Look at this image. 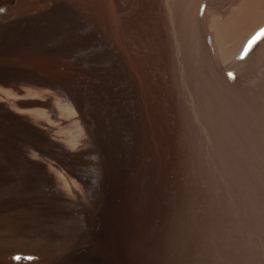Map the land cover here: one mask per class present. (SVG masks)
Masks as SVG:
<instances>
[{"label":"bare ground","instance_id":"1","mask_svg":"<svg viewBox=\"0 0 264 264\" xmlns=\"http://www.w3.org/2000/svg\"><path fill=\"white\" fill-rule=\"evenodd\" d=\"M49 1L52 11L67 12L83 27H95L101 37L99 46L105 53L90 67L80 66L69 54L63 62L43 50L30 54L28 49L35 44H30L35 33L32 18L25 17L11 23L1 19L0 75L4 77L0 78V84H8L12 67L20 59H35L51 71L60 65L66 66L76 78L72 79V92L68 93L77 109L75 116L101 150L107 143V122L113 123V119L119 129L125 128L115 115H111L112 111L125 108L135 119L138 135L134 180L130 186L117 189L106 161L104 171L96 180H84L75 161L84 151L78 155L68 152L58 144L49 124L16 115L17 111L12 109L16 110L18 105L24 106L26 102L20 96L10 97L8 89L0 86V129L3 133H0V157L8 162L18 160L29 173L31 169L40 170L41 177L48 184L52 182L59 193L54 196V193L39 188L25 172L26 184L17 199H12L4 207L0 204V214L10 212L7 222L0 224V264H50L48 260L54 255L50 252L53 245L58 239L59 242L63 240L52 228L67 225L73 217L82 223V228L71 226L76 231L71 236L74 239L72 246L67 252L56 254L60 262L55 264H150L155 255L159 211L164 207L165 198L180 195L177 172L178 160L182 156L175 126L179 100L171 84V73L181 85L185 81L192 90L195 87L204 90L211 85L210 81L231 83L228 72L236 70L238 72L234 74L241 73L233 76L236 78L232 84L236 88L264 94V0H124L123 4L120 0ZM30 2L0 0V5L11 9L22 7L27 11ZM130 29H136L141 37L134 40L128 33H117ZM103 32H106L104 36ZM81 36L82 33H78L77 37ZM71 45L74 47L75 43ZM16 54L19 57L13 59ZM46 94L52 97L51 93ZM49 99L41 101L40 105L47 106L52 116L61 121L58 109ZM203 102L209 103L207 100ZM33 146L60 148L58 161L68 177H75L74 181L86 186L90 196L88 204L80 200L79 189L69 191L67 186L64 190L60 179H51L42 162L32 160L30 147ZM69 195L74 199L69 200Z\"/></svg>","mask_w":264,"mask_h":264},{"label":"rangeland","instance_id":"2","mask_svg":"<svg viewBox=\"0 0 264 264\" xmlns=\"http://www.w3.org/2000/svg\"><path fill=\"white\" fill-rule=\"evenodd\" d=\"M30 1V9L28 8L27 11L22 7L11 9L0 5V9L6 10V12H0V20L2 19L5 23L22 20L25 17L32 18V22L35 24L33 27L35 33L34 40L30 44H35L29 47L30 54H36L43 50L47 55L62 62L67 59L69 54L80 63V66L83 64L82 66L86 67L94 65L96 59H101L102 53L105 51L99 46L98 41L101 37L95 27H83L67 12L52 11L49 0ZM120 2L123 4L124 0H120ZM37 24L39 27H36ZM41 25L43 26L41 27ZM121 32L128 33V36L134 40L141 37L136 29L118 30L117 33ZM78 33H82L81 38L77 37ZM105 34L106 32H103V36ZM73 43H75L74 47L71 45ZM106 48L109 50L108 47ZM17 57L19 55L16 54L12 58L17 59ZM228 63L225 64L228 65ZM11 71L8 84H0V86L8 89L10 97L20 96L21 100L26 102L24 106L18 105L16 110L15 108L12 110L17 111L15 114L18 116L33 118L38 122L43 121L49 124L50 132L58 139V144L68 152L78 155L79 152L84 151L75 160L80 168L78 171L84 180H96L104 171L106 161L117 189L122 190L126 185L132 184L137 161L138 135L135 119L129 111H126L125 108L112 111L111 115H115L125 128L119 129L111 118L113 123L109 121L106 124L107 143L105 149L101 150L81 120L75 116L77 109L68 97V93L72 92L71 82L76 78L74 79L66 66L60 65L51 71L42 67L35 59L28 58L20 59ZM235 72L238 71L230 70L228 72L232 74L230 77L232 82L236 78L233 79V76L241 75V73L234 74ZM171 74L173 76L171 84L175 88L179 100L175 126L182 156L178 160L179 170L177 172L180 195L176 198L173 195L165 198L163 210L159 211L160 225L156 235L157 243L155 242L153 251L155 255L150 264H264V94L241 91L232 82L226 83V81L224 83L217 82L218 84L210 81L213 86L207 85L204 90L195 87L192 90L185 81L181 85L175 78V74ZM3 77L1 74L0 78ZM222 84L223 86H221ZM46 93H51L52 97H48ZM48 98H51L49 99L51 104L58 109L61 121H57L52 116L47 106L40 105L41 101L46 102ZM202 100H207L209 103L206 105L204 102L202 103ZM238 109L240 112L236 111ZM206 117L208 118L206 119ZM198 123L200 124L198 125ZM0 133L3 135L1 129ZM228 138L230 141L226 140ZM30 148L32 160L42 162L51 179H60L64 190H67V186H69L68 190L79 189L80 200L84 204H88L90 196L86 191V186H82L77 180L74 181L75 177H68L66 172L64 173L66 169L58 161L59 147L46 146L44 149H39L33 146ZM0 165V204L4 207L3 205L11 202L12 199H17L20 195V190L26 184L25 172H29L26 166L18 160L8 162L2 157ZM29 174L32 183L36 186L46 189L50 194L54 193V196L59 195L52 182L48 184L41 177L40 170L31 169ZM65 177L67 181H65ZM63 182L65 184L68 182V184L65 185ZM68 199L73 200L74 198L69 195ZM9 214L10 212L0 214V224L7 222ZM81 225L82 223L73 217L67 225L52 228L63 240L59 242L58 239L53 245L50 252L54 255L48 260L50 264L59 263L58 255L67 252L72 246L74 239L71 236H74L76 231L71 226L80 229Z\"/></svg>","mask_w":264,"mask_h":264},{"label":"snow or ice","instance_id":"3","mask_svg":"<svg viewBox=\"0 0 264 264\" xmlns=\"http://www.w3.org/2000/svg\"><path fill=\"white\" fill-rule=\"evenodd\" d=\"M4 10L3 9H0V12H3ZM230 77L232 76L231 73L228 74Z\"/></svg>","mask_w":264,"mask_h":264}]
</instances>
